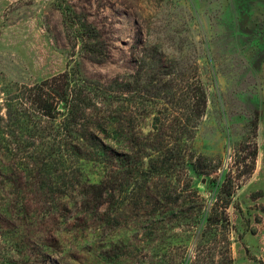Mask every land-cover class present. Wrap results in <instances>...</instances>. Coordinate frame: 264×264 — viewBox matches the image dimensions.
I'll use <instances>...</instances> for the list:
<instances>
[{"label":"rangeland","instance_id":"rangeland-1","mask_svg":"<svg viewBox=\"0 0 264 264\" xmlns=\"http://www.w3.org/2000/svg\"><path fill=\"white\" fill-rule=\"evenodd\" d=\"M80 24L105 42L103 64L83 57ZM67 71L126 85L118 95L136 137L153 132L155 149L172 136L171 154L156 169L114 159L115 191L98 199L85 193L99 168L11 140L0 153V264H224L214 235L193 227L199 204L181 193L191 186L208 212L226 173L240 185L226 210L233 264H264V0H0V114L22 87ZM184 75L189 86L199 78L207 106L182 162L166 120L179 116ZM254 144L244 176L235 160L249 164Z\"/></svg>","mask_w":264,"mask_h":264},{"label":"trees","instance_id":"trees-1","mask_svg":"<svg viewBox=\"0 0 264 264\" xmlns=\"http://www.w3.org/2000/svg\"><path fill=\"white\" fill-rule=\"evenodd\" d=\"M80 27L84 37L81 40L83 57L91 63L103 64L108 57L105 42L100 39L94 27L87 24H80ZM183 78V86L180 88L181 97L175 104L179 116L171 121L166 120L169 127L173 126L174 132H177L178 137L174 140L177 141L179 149L175 156L176 158L178 156L182 162L185 158L180 155V146L194 139L207 106L206 92L199 78L196 77L192 86L188 85V76L184 75ZM124 86L119 84L118 80L103 84L99 81L83 79L76 73L67 71L33 86L22 87L15 96L5 100L2 105L4 112L0 114V153L7 151L6 145H9L11 140L20 142L25 136L39 143L45 141L41 145H45L49 151H54L55 157H60L59 154L64 152L71 160L80 162V165L89 164L100 169V176H97L96 182L87 183L93 192L85 193H93L98 199H101L104 191L114 190L112 183L115 175L114 170L111 169L114 168V159L126 166L137 163L141 168H146V158L150 169L165 165L167 158L164 153L171 154L172 136L166 135L161 146L155 149L149 148L147 144L155 136L153 132H148L146 135L140 132V137H136L130 122L127 121L129 109L125 106L123 109L120 104L121 99L118 94ZM125 92H128L127 88ZM151 123L152 130H159L160 119L154 117ZM46 124L49 126H43ZM136 139L140 140V147L135 153L136 160L131 161L130 155L133 154ZM17 147L15 144V148ZM117 147L124 149L125 152L116 154ZM148 150L151 153L147 152ZM257 153L254 144L248 154L249 164H241L235 160L236 169L240 166L245 168L241 172L244 176H249L254 170ZM108 182L111 183L110 186H106ZM215 185L216 198L208 212L203 211L201 206L203 200L190 188L191 186L181 193L185 196L183 204H187L186 198L189 196L186 195L192 194L200 206L198 216L192 219L193 227L201 238L214 235V241L219 248L218 254L224 264H233L228 239L230 224L226 210L240 185L232 181L230 173L228 177L226 173L222 182ZM2 191L0 188V192ZM95 207H98V203ZM4 211L7 215V211ZM2 212L0 207V214ZM1 221L3 220L0 219ZM34 262L27 257L22 264H34ZM46 262L47 260H42L40 264Z\"/></svg>","mask_w":264,"mask_h":264}]
</instances>
